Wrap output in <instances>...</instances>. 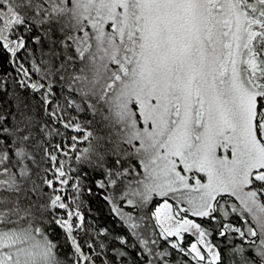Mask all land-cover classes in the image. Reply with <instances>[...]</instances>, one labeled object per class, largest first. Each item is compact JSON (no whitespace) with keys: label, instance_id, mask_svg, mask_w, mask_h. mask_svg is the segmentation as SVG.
Here are the masks:
<instances>
[{"label":"snow or ice","instance_id":"6c2138e0","mask_svg":"<svg viewBox=\"0 0 264 264\" xmlns=\"http://www.w3.org/2000/svg\"><path fill=\"white\" fill-rule=\"evenodd\" d=\"M20 29L40 47L33 65L40 79H22L10 93L0 84V99L11 97L0 104V264H61L39 225L51 208L66 207L45 188L56 192L68 180L63 162L56 166L62 146L50 144L53 131L41 113L83 132L73 147L87 142L77 159L103 172L100 187L131 177L125 196L164 198L152 216L160 236L174 238L171 249L195 264H264V0H0V47L13 55L28 45L23 34L9 40ZM57 83L68 96L53 107ZM28 89L42 93L37 103ZM82 105L92 113L90 130L62 120L66 109ZM220 148L228 154L218 156ZM133 157L142 173L125 167ZM178 165L207 182L190 183ZM224 194L239 202L232 212L251 220L234 231L259 244L222 253L207 229L180 217L227 215L218 200ZM184 202L189 208L179 207ZM56 223L71 232L69 220ZM231 228L225 224L219 235ZM188 232L195 239L185 248L178 240ZM139 243L146 264H169L168 248L157 250L154 239Z\"/></svg>","mask_w":264,"mask_h":264},{"label":"trees","instance_id":"16d2710c","mask_svg":"<svg viewBox=\"0 0 264 264\" xmlns=\"http://www.w3.org/2000/svg\"><path fill=\"white\" fill-rule=\"evenodd\" d=\"M21 34L28 39V45L24 49H19L16 55L8 53L6 49L0 47V84H8V92L17 89V82L24 79L29 83L38 81L40 79L39 73L33 70V65L38 64L41 59L40 47L35 44L29 34L23 29L18 30L14 35H9V40H16ZM5 41H0L3 44ZM15 47V45H12ZM23 69L29 72V77L23 76ZM63 89V90H62ZM56 100L52 101L53 107L59 102L63 104V98L68 96L66 86L60 83L55 85ZM31 98L32 103H37L42 96L41 92L33 93L31 89L25 92ZM11 97L6 96L0 99V104L7 107L6 101ZM71 98V97H70ZM77 103L79 100L77 99ZM83 110L77 111L75 108L66 109L62 114V120H73L75 123H80L88 129V121L92 120V113L87 109L86 105L81 106ZM51 111V108L48 109ZM43 115V119L47 121L48 127L53 131V135L47 137L51 145H61L62 151L57 153L59 161L64 164L63 171L66 173L65 179L68 183L61 185L58 182L55 187L58 191L53 192L51 188H45V192L51 195H59L61 202L66 205L65 208L54 207L49 210V214L43 218V223L39 225L43 228L48 239L56 245V253L61 261V264H146L145 256L142 254V246L139 243L140 238H148L149 241L156 240L154 245L157 250H164L168 248L170 256L168 257L169 264H195L189 256L179 252L178 249H171L167 240L163 239L157 229L155 220L147 215H144L142 220H126L119 214L118 207L123 203L122 197L126 192V180L119 182L117 186L107 185L100 187L99 181H105V176L100 169H93L87 163H82L77 159L83 149L88 147L86 141L77 140L75 147H73V136H82L83 132L77 133L72 128H65L64 124L57 121L55 118H49ZM59 132L60 134H55ZM139 161L133 157L126 162L125 167L129 164L135 169L133 175L139 172ZM51 178V173H49ZM106 183V181H105ZM73 185H77L76 188ZM107 198V199H106ZM117 210L114 211V206ZM126 216L133 218V214L137 211L135 207L129 206L126 208ZM69 212L73 213L69 218ZM129 212L130 214H128ZM79 213V216L76 215ZM224 219V218H222ZM57 220H69L72 225V230L69 232L66 227L57 224ZM135 222L139 228L132 229L131 224ZM210 222V223H209ZM236 223L244 224L241 221ZM209 228L213 233V242L215 239L219 241L216 246L222 253H226L235 246H243L248 248L249 242L245 239L234 238L232 240H225V236L217 234V229H212V221L208 220ZM79 225V227H76ZM147 226V231L145 227ZM243 230H245L243 228ZM140 233V237L136 233ZM186 240V239H185ZM255 241V240H252ZM259 244V241H255ZM76 245L80 246L81 254H77ZM101 245L104 247L101 248ZM120 252L124 256L119 255ZM251 254V253H250ZM83 257L90 258L87 262Z\"/></svg>","mask_w":264,"mask_h":264},{"label":"rangeland","instance_id":"374dc122","mask_svg":"<svg viewBox=\"0 0 264 264\" xmlns=\"http://www.w3.org/2000/svg\"><path fill=\"white\" fill-rule=\"evenodd\" d=\"M227 154L228 153L224 149H222V148L217 149V155L218 156H224V155H227ZM139 165H140V163H139ZM182 169H183V165H178V170L181 171V174L190 177V180H189L190 183L194 184L195 183V179H201L202 183H206L207 182V176L204 173L196 172L195 169H193L191 172H183ZM142 171H143V169H142V167L140 165L139 172L142 173ZM125 190L128 191V189H125ZM245 190L247 191L249 189H245ZM122 195H124V194H122ZM193 195H197V194L193 193ZM129 199H132V200L135 201L134 205H129L128 204V200ZM163 199H164L163 197H160L158 195H152L151 198L146 203H141L139 201L138 197H134L129 192L128 196L124 195L122 197L123 203L120 205V207H118V210L115 208V206L113 204L112 205L114 206L115 210H117L119 212V214L122 215V217H124L126 220H134V221L142 220V219H144L143 216L147 215V214H148V217H151V218H153L155 220V218L152 216V212L155 210V208L158 206V204L163 202ZM218 200H219V204L225 205L224 211H226L228 214L224 215L222 213V211H220V210L216 211L214 213V215L216 216V219L215 220H211L212 221V227H213L212 229H217V234L219 235V229L222 228L225 224H229V225L232 226V228L226 232L225 237H224L225 240L229 241V240H232L234 238H239V239H245L247 241H252V240L259 241L258 238H254V237H243L242 238L239 233L234 231L235 228H240L241 230H243V228L246 229V227L249 224H251L250 218H247V223H246V220L242 219V214L239 211L232 212L231 206L233 204H235L237 206V208H239V202L235 199V197L229 198L227 196V194H224L223 198H219L218 197ZM169 202L173 203L174 207L176 206L175 202L173 200L169 199ZM129 206L135 207V210L137 211L135 214H133V218L132 219L125 215L126 211H127L126 208H128ZM179 207L180 208H189V205H188V203L184 202V203H181L179 205ZM127 213L130 214L129 212H127ZM185 215L187 216L188 219L194 220L196 223L201 224V226L203 228L207 229L208 232L210 233V235L207 236L206 239L207 240L212 239L213 233L211 232V228H209L208 220H210V219L208 217L193 216L191 214V211H188L187 213H185V212H181L180 213V217H184ZM222 218H224V219H222ZM235 221H241L244 224V227L242 226V224L236 223ZM155 222H156V220H155ZM252 226L254 227V225H252ZM157 229H158L159 234H160L159 225H157ZM161 237L163 239L167 240V241L171 240V239H174V238H171V237H167L166 235L165 236H161ZM194 239H195V236L191 232L183 233L182 234V238L178 240V243H180L182 246L187 248L188 245L191 244L194 241ZM211 243L216 246V244H218L219 241L217 239H215Z\"/></svg>","mask_w":264,"mask_h":264}]
</instances>
